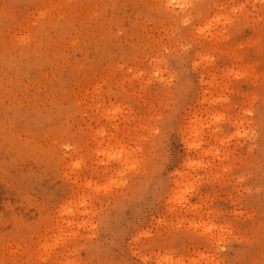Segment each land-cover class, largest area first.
<instances>
[{
    "label": "rangeland",
    "instance_id": "374dc122",
    "mask_svg": "<svg viewBox=\"0 0 264 264\" xmlns=\"http://www.w3.org/2000/svg\"><path fill=\"white\" fill-rule=\"evenodd\" d=\"M0 264H264V0H0Z\"/></svg>",
    "mask_w": 264,
    "mask_h": 264
}]
</instances>
